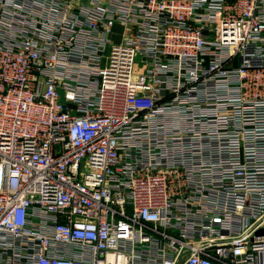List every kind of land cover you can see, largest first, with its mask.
Masks as SVG:
<instances>
[{"label": "built area", "instance_id": "built-area-1", "mask_svg": "<svg viewBox=\"0 0 264 264\" xmlns=\"http://www.w3.org/2000/svg\"><path fill=\"white\" fill-rule=\"evenodd\" d=\"M0 264H264V0H0Z\"/></svg>", "mask_w": 264, "mask_h": 264}, {"label": "rangeland", "instance_id": "rangeland-1", "mask_svg": "<svg viewBox=\"0 0 264 264\" xmlns=\"http://www.w3.org/2000/svg\"><path fill=\"white\" fill-rule=\"evenodd\" d=\"M144 71V66L140 63H136L133 67V73L140 75Z\"/></svg>", "mask_w": 264, "mask_h": 264}]
</instances>
